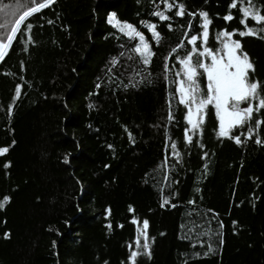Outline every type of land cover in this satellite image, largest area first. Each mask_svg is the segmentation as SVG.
<instances>
[{
	"label": "trees",
	"instance_id": "trees-1",
	"mask_svg": "<svg viewBox=\"0 0 264 264\" xmlns=\"http://www.w3.org/2000/svg\"><path fill=\"white\" fill-rule=\"evenodd\" d=\"M177 2L188 11L209 12L207 46L213 50L219 31H235L233 39L241 40L254 62L253 79L264 81V40L238 34L245 30L239 8L246 2L237 0L233 21L223 20L231 0ZM253 3L264 9V0ZM21 4L27 10L30 0ZM157 10H165L162 0H55L20 25L0 61V147H9L0 156V264H130L128 256L136 250L134 217L141 226L143 219L150 221L154 238L151 257L140 255L137 264H264V145L255 144L256 138L264 140V125L254 129L251 140L247 127L232 129L233 136L245 133L238 146L217 137L219 121L209 105L203 135L193 136L190 151L185 148L187 110L176 93L175 119L167 121L175 86L164 78V65L171 79L179 69L176 57L184 55L171 49L184 39L190 20L196 28L192 34L202 31L201 20L176 17L174 8L165 13L172 19L161 22L151 15ZM113 12L144 34L155 53L149 65L134 51L137 39L107 23ZM141 21L157 24L159 44ZM27 23L34 25L31 42ZM248 26L261 25L248 18ZM200 82L206 88V76ZM17 84L21 94L14 99ZM165 131L177 142L184 166L170 173L178 181L172 189L178 195L161 207L170 192L163 176L175 164ZM165 159L168 166L161 169ZM208 243L213 251L205 255Z\"/></svg>",
	"mask_w": 264,
	"mask_h": 264
},
{
	"label": "snow or ice",
	"instance_id": "snow-or-ice-1",
	"mask_svg": "<svg viewBox=\"0 0 264 264\" xmlns=\"http://www.w3.org/2000/svg\"><path fill=\"white\" fill-rule=\"evenodd\" d=\"M23 0H21V3ZM164 4V11H153L151 15L158 17L161 22H167L172 19L166 12L172 11L174 8L176 17H184L188 15L195 19L198 15L201 23L199 27L202 29L198 34H192L196 31L192 21L187 24V30L183 32L184 39L181 40L176 47L171 49L172 53H177L182 49L184 55L177 56L179 61V69L172 73V78L169 79V73L171 69L167 64L164 65V78L168 80L170 86H175L174 91L170 89L168 98V115L167 121L171 122L175 119L172 112V100L175 98V94H179L178 104L183 105L186 109L184 120H186V127L184 140L187 142L185 148L190 151L188 146L193 145V136L197 134L203 135L205 118L208 116L209 105L215 108V116L219 121V131L216 133L217 137H226L230 140H234L236 145L242 144L241 136L245 133L241 132L240 135H230L232 129L239 128L244 129L247 127L246 139H253L254 129L261 128L264 125V120L257 118L255 113H259L264 116V81L253 79V75L256 72L254 62L251 60L248 52L244 49V46L240 39H233L236 34L235 31H228L227 29L221 30L216 34L215 39L218 41L219 47L215 50L208 47L209 42V26L212 25L213 20L209 18V12L201 10L198 13L195 11H188L186 5L183 2H177V0H162ZM247 3V6H241L239 11L243 14V19L239 20V23L244 26L245 30L239 31L240 37H258L264 40V9L256 6L253 0H241V3ZM55 3V0H30V6L27 11L19 15V19L9 21L7 24L0 23V31H3V35H0V61H3L8 55V50L13 47V41L16 39V34L20 30V25L25 23L28 17L33 16L35 13H40L43 9L50 8ZM20 5L18 4L17 7ZM7 8V6H5ZM237 8V0H231L228 4L229 12L223 16L224 21H233L234 16L231 10ZM9 15L13 17L16 15L15 11H9ZM115 12L111 13L107 17V23L114 28H119L121 32H125V35L132 39L138 38L139 43L134 48L136 53L140 54L142 62L145 66L150 64L151 58L155 53L149 46V42L145 39L144 34L141 31H137L136 27L131 23L125 22L123 25L121 21L116 18ZM248 18L255 21L257 25H261L258 28H252L248 26ZM7 19V17L5 18ZM48 24H52L51 19L47 20ZM142 24L151 32L152 37L156 43L161 41V34L157 31V24L141 21ZM169 31L172 30V25H168ZM29 35L27 41H32L31 31L34 27L32 23L26 25ZM183 28L184 26L181 25ZM10 28V31H9ZM23 35V33H21ZM186 41V43H185ZM199 42V46H198ZM186 45H190V48ZM202 49V50H201ZM24 50H27L25 45ZM210 61V62H206ZM115 63V61H113ZM206 76L207 84L206 88L201 86L200 78ZM21 94V86L16 85L14 99H18ZM247 104L246 107H242V104ZM67 107V106H66ZM93 105L89 104V108ZM9 114L12 109L9 107ZM91 127V125L89 126ZM128 132V138L130 141L135 142L132 133L125 128ZM191 133V134H189ZM165 137L170 144L171 156L175 159V164L169 167L168 172H165L163 180L165 181L167 189L170 190L169 195L162 199L161 207L168 206L170 204V197L178 195L173 189V184L178 181L171 179L170 173L175 172L176 167L184 166V157L177 146V142L172 140L171 135L165 131ZM14 143V142H13ZM255 144L264 145V140L260 138L255 139ZM111 148L112 146L109 145ZM200 148L204 145L199 144ZM9 152V147H0V156ZM208 153H204V159H206ZM65 164L69 163V158L66 155L63 159ZM168 166V160L165 159L161 162L160 168L164 169ZM4 168H9L10 164L5 163ZM209 165L205 163L203 165L204 171L208 170ZM163 191V189H161ZM196 192L200 191V188H195ZM4 203L10 201V197L5 195L3 197ZM195 200H189V205H195ZM172 207L176 205L172 204ZM4 204H0V208H3ZM129 212H134L135 209L132 205L128 206ZM211 211V210H210ZM107 215H111V209H106ZM133 225L137 226L135 247L136 250H132L128 256L130 264H137V257L140 255H146L149 258L152 255V243L154 238L149 235L150 221L148 219L141 222L137 218L131 220ZM211 223V220L208 221ZM219 223V222H218ZM235 224V222H233ZM108 229L112 228L111 224L106 225ZM123 227V225H120ZM219 227H223L220 223ZM53 229L49 228V231ZM212 230L210 229L205 236L209 235ZM5 238L8 234L5 233ZM217 237L219 232H216ZM190 239L191 237L186 236ZM217 244H222L223 240L218 239ZM55 245V241H53ZM132 245H129L131 248ZM208 251L204 254L207 255L213 251L212 244H207Z\"/></svg>",
	"mask_w": 264,
	"mask_h": 264
},
{
	"label": "rangeland",
	"instance_id": "rangeland-1",
	"mask_svg": "<svg viewBox=\"0 0 264 264\" xmlns=\"http://www.w3.org/2000/svg\"><path fill=\"white\" fill-rule=\"evenodd\" d=\"M18 4L20 5L19 7H17ZM5 6H7V8ZM10 10L16 12V15L14 17L12 15H9ZM24 11H27V10H24V7H22L20 0H16L13 3H8V2H5L4 0L0 1V23L7 24L9 21L14 22L15 19H19V15L23 14ZM6 17H7V19H5ZM124 23L125 22L121 21L122 25ZM9 31H10V28H9ZM127 31L128 30L125 29V32H127ZM3 34H4L3 31H0V35H3ZM135 39H137V41L139 43V39L138 38H135ZM208 62H210V61H208Z\"/></svg>",
	"mask_w": 264,
	"mask_h": 264
}]
</instances>
